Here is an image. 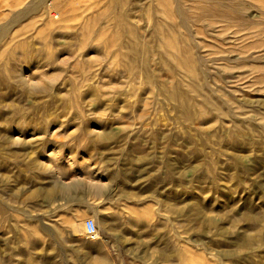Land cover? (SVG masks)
Returning <instances> with one entry per match:
<instances>
[{
  "label": "rangeland",
  "instance_id": "1",
  "mask_svg": "<svg viewBox=\"0 0 264 264\" xmlns=\"http://www.w3.org/2000/svg\"><path fill=\"white\" fill-rule=\"evenodd\" d=\"M156 1L0 0V264H264V0Z\"/></svg>",
  "mask_w": 264,
  "mask_h": 264
},
{
  "label": "bare ground",
  "instance_id": "2",
  "mask_svg": "<svg viewBox=\"0 0 264 264\" xmlns=\"http://www.w3.org/2000/svg\"><path fill=\"white\" fill-rule=\"evenodd\" d=\"M156 1V0H155ZM159 0H157L156 2H158ZM163 1V0H162ZM172 1H174V0H172ZM176 1V0H175ZM180 1V0H179ZM179 1L177 2V3H179ZM159 2H161V0L159 1ZM158 2V3H159ZM164 2V1H163ZM166 2H168V0H166ZM170 2H171V0H170ZM183 2V1H182ZM199 2V1H198ZM202 2V4H201V6H200V8H201V11H202V16H207V15H209V14H215V15H217L218 14V12L220 11V7H221V5H223L222 3V0H214V1H211V0H202L201 1ZM201 2H199V4L201 3ZM172 3V2H171ZM180 3H181V1H180ZM229 3V2H228ZM232 3V2H231ZM185 4V3H184ZM190 4V3H189ZM230 4V3H229ZM161 5V4H160ZM167 5V4H166ZM175 5V4H174ZM177 5V4H176ZM179 5V4H178ZM188 5V4H187ZM192 5V4H191ZM196 5V4H195ZM155 6H157V5H155ZM172 6V8H173V5H171ZM184 6H186V5H184ZM194 6V5H193ZM229 6V5H228ZM227 6V7H228ZM158 7V6H157ZM162 7V6H161ZM170 7V6H169ZM175 7V6H174ZM177 7H179V6H177ZM224 7V6H223ZM226 7V6H225ZM234 7V6H233ZM158 8H160V7H158ZM164 8V7H163ZM197 8H198V3H197ZM217 8H219V11L217 12ZM166 9H167V7H166ZM180 9V8H179ZM178 9V11L180 12V10ZM187 9V8H186ZM234 9V8H233ZM236 9V8H235ZM173 10V9H172ZM192 10H194V9H192ZM229 10H231V9H229ZM164 11V10H163ZM175 11V10H174ZM178 11H176V12H178ZM191 11V10H190ZM228 11V10H227ZM232 11V10H231ZM165 13H167L166 11H164ZM175 12V13H176ZM186 12H187V10H186ZM198 12H200V10L198 11ZM198 12H196V13H198ZM222 12V11H221ZM157 13H159V12H157ZM172 14H173V12H171ZM184 13V12H183ZM192 13V12H191ZM225 13V12H224ZM160 14V13H159ZM177 14H180V13H177ZM185 14V13H184ZM188 14V13H187ZM190 14V13H189ZM188 14V15H189ZM199 14V13H198ZM227 14V13H226ZM160 15H162V16H164L163 15V13L162 14H160ZM170 15V14H169ZM174 15V14H173ZM219 15H220V12H219ZM218 15V16H219ZM52 16L54 17L55 16V14L53 13L52 14ZM157 16V15H156ZM184 16V15H183ZM192 16H194V15H192ZM198 16H201L200 14L198 15ZM231 16V15H230ZM234 16V15H233ZM155 17V16H154ZM160 17V16H159ZM170 17V16H169ZM180 17V16H179ZM160 18H162V17H160ZM182 18V17H181ZM185 18H189V17H185ZM185 18H183L182 19V21L180 22V25H182V26H184V27H186L187 26V24H189L190 22H192V20L188 23L187 22V24L185 23V21H184V19ZM209 18V17H208ZM231 18H233V17H231ZM168 19V18H167ZM201 19V18H200ZM227 19V18H226ZM162 20V19H161ZM161 20L159 19V18H157L156 17V19H155V29H156V31L158 32V34L159 33H161L160 35L162 36V39H163V43H164V45H166L167 47H169V45H173L172 44V42H173V40L171 39V38H169L168 36H164L163 35V33H164V31H165V28H164V26H163V24H162V22H161ZM165 20V19H164ZM176 20H177V18H176ZM194 20V19H193ZM199 20V19H198ZM203 21H204V18L202 19ZM228 20V19H227ZM230 20V19H229ZM166 21V20H165ZM186 21H188V20H186ZM208 21V20H207ZM234 21V20H233ZM164 22V21H163ZM174 22V21H173ZM177 22V21H176ZM178 24H179V22H177ZM171 24V23H170ZM169 24V25H170ZM174 24H175V22H174ZM197 25L199 24V23H196ZM203 24V23H202ZM212 24V23H211ZM210 24V25H211ZM214 24V23H213ZM235 24V23H234ZM172 25V24H171ZM170 25V26H171ZM177 25V24H176ZM215 25V24H214ZM214 25H213V27H214ZM179 26V25H178ZM177 26V28H180V27H178ZM181 26V27H182ZM190 26V25H189ZM166 27H167V25H166ZM172 27V26H171ZM200 27H202V26H200ZM191 28V27H190ZM194 28V27H193ZM204 28V27H203ZM207 28H208V26H207ZM168 29H169V27H168ZM181 29V28H180ZM188 29V28H187ZM173 30V29H172ZM189 30H191V29H189ZM188 30V31H189ZM198 30V29H197ZM212 30V29H211ZM220 30V29H219ZM231 30V29H230ZM163 33H162V32ZM168 31V30H167ZM170 31V30H169ZM180 31V30H179ZM193 31V30H192ZM192 31H191V33H192ZM199 31H200V29H199ZM214 31V30H213ZM155 32V31H154ZM166 32V31H165ZM173 32H175V30H173ZM181 32H182V30H181ZM156 33V32H155ZM171 33H172V31H171ZM183 33V32H182ZM185 33V32H184ZM213 33H215V32H213ZM169 35H170V33H168ZM177 34H179V33H177ZM186 34H187V32H186ZM190 34V33H189ZM200 34V33H199ZM220 34V33H219ZM173 35V34H172ZM180 35V34H179ZM202 35H204V34H202ZM190 36V35H189ZM188 36V37H189ZM175 37V36H174ZM188 37H184L185 39H187ZM176 38H177V35H176ZM182 38V37H181ZM181 42V41H180ZM186 42V41H185ZM188 42V41H187ZM177 43H178V40H177ZM182 43V42H181ZM183 44V43H182ZM187 44H189L190 45V43H187ZM174 46H175V44H174ZM179 46V45H178ZM177 46V47H178ZM181 46V45H180ZM176 47V46H175ZM192 47V46H191ZM188 48V47H187ZM189 49H190V47H189ZM189 49H187V50H189ZM179 52H183L182 50L180 51V49H179V47H178V49H177ZM178 52V53H179ZM183 53H186V51H184ZM189 53H191V52H189ZM180 54V56L181 57H179V56H177L176 58H177V62L178 63H182V64H184L185 66H186V64L185 63H187L188 65H192V63H190V60H192V58H190V60H189V58L188 57H185V56H183V57H185V58H183L182 57V53H179ZM184 55V54H183ZM187 55V54H186ZM30 57H31V55H30ZM192 57V56H191ZM169 64V66H171V64L172 63H168ZM173 65V64H172ZM182 66V65H181ZM170 69H171V67H170ZM172 70H174V69H172ZM188 70V69H187ZM189 71V70H188ZM189 73H191L190 71H189ZM192 76V75H191ZM194 77V76H193ZM177 82V81H176ZM172 88L169 90H165L166 92V95H167V97L169 98V99H171L172 100V102H173V104H174V107H175V109L177 110V112L178 113H180L183 117H184V119L185 118H187V117H189L190 115H191V112L193 111V110H191V104L193 103V100H192V96H190V94H189V92L186 90V89H184L183 87H181V85H180V83L179 82H177V83H174V85H172L171 86ZM200 90V89H199ZM201 90H202V88H201ZM195 91H196V89H195ZM204 98V97H203ZM206 100V99H205ZM210 104V103H209ZM210 105H212V104H210ZM217 105V104H216ZM217 107V106H216ZM211 108V107H210ZM213 109H214V106H213ZM212 109V110H213ZM215 109H217V108H215ZM216 111V110H215ZM192 119V118H191ZM186 120V119H185ZM190 120V119H189ZM8 128H10V125H8V127H7V129ZM8 133H9V130L8 131H6V133H5V137L6 136H9L8 135ZM196 207H198L199 208V206H196ZM211 219H209V221H210ZM208 221V222H209ZM212 221V220H211ZM84 222H85V220H84ZM84 222H81V221H78V222H76L75 223V226L76 227H78V228H81V227H84ZM212 224H213V222H212ZM84 231H85V228H84ZM247 236V235H246ZM96 237H97V234H96ZM95 237V238H96Z\"/></svg>",
  "mask_w": 264,
  "mask_h": 264
},
{
  "label": "built area",
  "instance_id": "3",
  "mask_svg": "<svg viewBox=\"0 0 264 264\" xmlns=\"http://www.w3.org/2000/svg\"><path fill=\"white\" fill-rule=\"evenodd\" d=\"M85 233L89 238L96 237V223L93 219L88 218L84 222Z\"/></svg>",
  "mask_w": 264,
  "mask_h": 264
},
{
  "label": "crops",
  "instance_id": "4",
  "mask_svg": "<svg viewBox=\"0 0 264 264\" xmlns=\"http://www.w3.org/2000/svg\"><path fill=\"white\" fill-rule=\"evenodd\" d=\"M94 210V208H93V204L91 203V204H89V206H86L84 209H83V211H85V212H92Z\"/></svg>",
  "mask_w": 264,
  "mask_h": 264
}]
</instances>
